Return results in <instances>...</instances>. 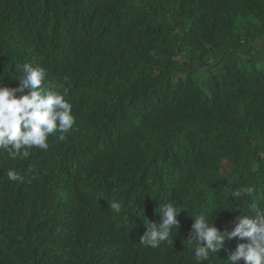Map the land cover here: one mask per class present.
Masks as SVG:
<instances>
[{
  "label": "trees",
  "instance_id": "16d2710c",
  "mask_svg": "<svg viewBox=\"0 0 264 264\" xmlns=\"http://www.w3.org/2000/svg\"><path fill=\"white\" fill-rule=\"evenodd\" d=\"M25 64L75 123L47 151H0V264H197L191 216L231 231L264 209V0H0V86ZM168 203L179 228L145 247Z\"/></svg>",
  "mask_w": 264,
  "mask_h": 264
},
{
  "label": "clouds",
  "instance_id": "9594fccd",
  "mask_svg": "<svg viewBox=\"0 0 264 264\" xmlns=\"http://www.w3.org/2000/svg\"><path fill=\"white\" fill-rule=\"evenodd\" d=\"M22 72L18 87L0 86V151L14 160L27 158L32 148L47 151L49 136L58 133V139L64 140L75 123L72 105L60 90L62 85L45 86L46 72L42 67L25 64ZM7 176L11 181L23 180L13 170H9ZM252 192V187L245 186L233 191L232 196L237 198ZM108 207L119 214L122 205L115 201L108 202ZM182 210L185 209L168 203L156 211L160 216L158 222H149L145 217L146 231L140 236L139 243L151 248H157L164 242L171 243L172 230L179 228L177 217ZM191 217L194 222L186 241L194 245L197 264L207 261L210 253L217 254L226 239L242 241L227 256L228 264H239L240 261L243 264H264V209L257 210L254 217H236L237 222L231 231H220L204 215Z\"/></svg>",
  "mask_w": 264,
  "mask_h": 264
}]
</instances>
